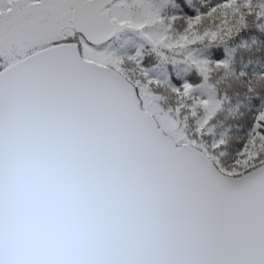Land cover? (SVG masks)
I'll use <instances>...</instances> for the list:
<instances>
[{"label": "snow or ice", "instance_id": "snow-or-ice-1", "mask_svg": "<svg viewBox=\"0 0 264 264\" xmlns=\"http://www.w3.org/2000/svg\"><path fill=\"white\" fill-rule=\"evenodd\" d=\"M253 14V0H0V264H264V95L247 89L231 163L215 132L228 97L213 75ZM123 32L188 69L161 78L144 45L113 49Z\"/></svg>", "mask_w": 264, "mask_h": 264}, {"label": "trees", "instance_id": "trees-1", "mask_svg": "<svg viewBox=\"0 0 264 264\" xmlns=\"http://www.w3.org/2000/svg\"><path fill=\"white\" fill-rule=\"evenodd\" d=\"M216 3V0H192V6L201 11H206ZM173 11L171 4L165 9V14ZM253 11L264 12V0H253ZM247 28L235 39L229 42V47L236 48L230 69L215 73L213 82H216L218 93L226 95L223 111L216 118V135L224 134L227 140L225 162L231 163L237 146L245 139L244 124L249 116L250 97L247 92L249 86L257 89L264 95V21H258L255 14L246 18ZM183 27L182 22H177L176 30ZM144 45L143 52L147 64L156 67V75L164 77L166 71L175 70L181 75L188 69L186 63H181L185 53L176 56L168 53V59L162 60L156 52L145 45L144 41L131 32H123L114 38L113 49L120 53L133 52ZM204 49L201 48V52ZM200 54V53H197ZM247 72V77H241V71ZM161 92L167 95L166 89Z\"/></svg>", "mask_w": 264, "mask_h": 264}]
</instances>
